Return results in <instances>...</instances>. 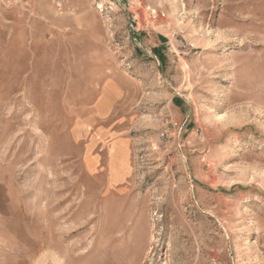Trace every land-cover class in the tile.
I'll return each mask as SVG.
<instances>
[{
  "label": "rangeland",
  "instance_id": "374dc122",
  "mask_svg": "<svg viewBox=\"0 0 264 264\" xmlns=\"http://www.w3.org/2000/svg\"><path fill=\"white\" fill-rule=\"evenodd\" d=\"M0 264H264V0H0Z\"/></svg>",
  "mask_w": 264,
  "mask_h": 264
},
{
  "label": "built area",
  "instance_id": "2783aa9c",
  "mask_svg": "<svg viewBox=\"0 0 264 264\" xmlns=\"http://www.w3.org/2000/svg\"><path fill=\"white\" fill-rule=\"evenodd\" d=\"M172 125L174 129L177 127V123H172ZM165 136L167 137V134L165 132H162L161 138H164Z\"/></svg>",
  "mask_w": 264,
  "mask_h": 264
}]
</instances>
